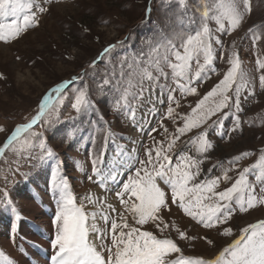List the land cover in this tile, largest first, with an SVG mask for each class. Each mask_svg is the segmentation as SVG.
<instances>
[{"label":"rangeland","instance_id":"374dc122","mask_svg":"<svg viewBox=\"0 0 264 264\" xmlns=\"http://www.w3.org/2000/svg\"><path fill=\"white\" fill-rule=\"evenodd\" d=\"M43 6L49 8V11L40 15L38 27L29 28L10 42L0 41V126L4 129L0 131V146H3L18 125L28 123L37 115L42 98L52 87L71 80L83 70H87L89 74L82 81H75L70 85L63 94L62 104L54 100L52 111L33 125L31 130L23 133L13 147L20 148L25 139L29 146L20 152L9 148L3 157H0V231H2L0 235L7 232L0 238V243L2 239H7L13 249H16L18 244L21 245L20 220L17 221V232L13 235L11 225L14 215L6 204L8 200L15 205L21 219L26 215L24 209L32 207V200L38 204L42 203L39 208L49 219L51 216L50 223L55 238L52 220L57 206L56 195L51 185L54 176L66 177L77 203H83L88 212L96 211L92 204L86 202L87 197L93 195L96 181L100 179L93 173V159L103 152L104 162L108 155L116 157L121 146L125 152L127 146L130 148L137 145L135 151L128 153L135 160H144L146 149L151 148L156 141L167 143L165 128L172 134L175 133L176 127L183 123L182 120H176L174 123L172 119L166 118L169 93L162 92L160 87L145 84L146 90L143 94L138 99L131 100L132 108L135 110L134 117L124 109L115 110L118 92L106 87L101 93L97 87L106 74H111L114 70L119 72L122 58L131 57L141 51L146 52L148 50L146 42L149 40L155 42L161 30L170 35L174 29L177 31L180 29L177 21V14L180 11L177 0H53L52 4ZM198 7L200 11L203 10L201 0H188L189 15L198 18L200 15ZM251 7V13L235 31L230 34L215 33L223 42V49L219 45H214L216 73L196 85L198 95L182 97L179 91L173 93L180 102V107L176 111L180 114L190 113L197 101L223 78V74L230 67L228 57L233 52L238 54L255 94L245 100L244 96L248 95L245 90L241 96L242 111L236 113L240 120L238 129L232 131L234 127L232 116L223 121L222 128L208 129V139L214 147L201 164L202 172L198 180L221 176L224 169L232 168L228 173L231 179L227 182L222 181L218 190L230 187L244 168H250L256 163L261 150H264V89H261L259 84V77L264 74V70H258L256 64L258 57L264 59V0H251ZM210 27L215 29V23L210 22ZM249 29L258 32L260 36L255 43L253 33ZM117 41L125 43L116 48L110 57L97 59L105 47L116 44ZM177 46L179 47V43ZM94 60L97 61L95 69L88 68ZM165 71L169 70L166 68ZM159 83L175 88L171 78L167 81L161 78ZM85 85L97 105L99 115L97 112L88 115L78 114L72 108L74 90ZM100 115L103 116V121L99 119ZM220 115L212 117V120H216ZM105 126L112 133L106 143L103 139L104 134L96 132L97 127ZM200 131H203V128L194 129L182 136L177 142L179 146L175 150L176 154L189 151L183 141ZM93 137L96 139L95 144L92 142ZM41 141L53 150L55 153L53 157L45 155L40 147ZM244 152L250 155L241 158L235 165L230 163L233 157ZM189 154L194 155V149ZM103 162L97 165L100 170ZM175 162L176 156L173 155V163ZM218 162L222 163V168L214 167ZM136 167L140 165L136 163L130 172L134 173ZM130 172L126 171L119 177V184L116 185L118 189L115 188L111 192L113 197L111 202L117 211L121 210V206L116 193ZM247 179L256 185V192L260 194L255 170ZM46 197L49 201L52 198L50 201L52 211L44 202ZM54 204L55 211L52 214ZM40 214L44 217L41 212ZM164 216L166 222L174 223L192 237L189 240H180L175 231L171 233L185 255L210 257L237 238L240 229L264 220V206H257L246 213L237 210L227 224L212 229L204 228L175 206H172L171 212H165ZM33 219L38 221L40 218ZM97 224L101 228L105 226L100 219H97ZM225 227L232 229V236L222 235ZM3 230L6 232L3 233ZM33 233L28 230L23 232L22 241L28 243L33 235L39 237L36 230H33ZM54 238L52 236V239ZM209 239L214 242L212 245L207 243ZM1 246L2 244L0 250ZM49 251L51 255L54 254L52 246ZM22 252L26 253L29 264H37L34 258H44L35 250L37 256L32 255V260L29 252L21 245V251L18 253Z\"/></svg>","mask_w":264,"mask_h":264},{"label":"snow or ice","instance_id":"6c2138e0","mask_svg":"<svg viewBox=\"0 0 264 264\" xmlns=\"http://www.w3.org/2000/svg\"><path fill=\"white\" fill-rule=\"evenodd\" d=\"M52 3L53 0H43V3L41 0H0V41L10 42L29 28L38 27L40 15L49 11L43 5ZM177 3L180 9L177 14L180 29H174L170 35L161 30L155 42H146V52L122 58L119 72L114 70L111 74H106L97 87L101 93L106 87L118 92L115 110L124 109L133 117L135 110L131 100L138 99L143 94L145 84L160 87L162 92L169 93L166 118L172 119L174 123L182 120L183 123L172 134L165 128L167 143L156 141L151 148L146 149L144 160H135L121 146L107 175H103L97 166L103 162V152L93 159V173L102 177L98 181L102 187L109 180L117 182L118 177L126 171L130 172L136 163L140 165L135 168L134 173L130 172L116 193L120 211L103 199H93L91 195L87 200L95 205L96 211H86L83 203H77L67 178L53 177L51 185L56 195L57 207L52 220L55 238L51 241L54 250L51 264H264V220L240 229L237 238L210 257L185 255L171 233L175 231L180 240L192 237L174 223L170 224L165 220L164 213L171 212L172 206H175L204 228L212 229L227 224L237 210L246 213L257 206H264V150H261L256 163L250 168H244L230 187L218 190L222 181L231 179L228 173L232 168L224 169L221 176L198 180L202 172L201 164L214 147L208 139V129L222 128L223 121L229 116L233 117L232 131L238 129L240 120L236 113L242 111L241 96L245 90L248 92L244 96L245 100L255 94L238 54L233 52L228 57L230 67L223 78L197 101L190 113L180 114L176 111L180 102L173 95L177 91L182 97L198 95L196 85L216 73L214 45L223 49V42L215 33L230 34L239 28L252 11L251 0H201L203 10L197 8L200 12L198 18L188 14V0H177ZM150 12L149 7L148 13ZM210 22L215 23V29L210 27ZM249 31L253 33L254 43L260 39L258 32L253 29ZM125 41H117L116 44L105 47L97 59L110 57ZM221 58L223 59V51ZM96 63V60L92 61L88 68L95 69ZM256 64L258 70H264V59L258 57ZM166 68L169 71H165ZM88 74L87 70H83L80 75L50 89L42 98L37 115L28 123L18 125L3 146H0V157L9 148L20 152L29 146L25 139L20 148L13 147L23 133L31 130L33 125L52 111L54 100L62 104L63 94L70 85L75 81H82ZM161 78L165 81L171 78L175 88H170L167 84L161 85ZM259 84L264 89V74L260 75ZM74 92L72 108L78 114L97 112L99 115L86 85ZM217 114L221 115L212 120ZM99 119L103 121V116L100 115ZM201 128L203 131L183 141L189 151L176 154L175 150L179 146L177 142L181 137ZM0 131H4L2 126ZM96 132L104 134L105 143L112 135L106 126L97 127ZM92 142L96 143L95 137ZM40 147L47 157L55 155L44 141H41ZM193 149L195 154H189ZM173 155L176 156L175 163ZM249 155L248 152L241 153L240 156L233 157L230 163L235 165L241 158ZM214 167L222 168L223 165L218 162ZM254 170L260 194L256 192V185L247 179ZM6 204L14 215L11 225V233L14 235L21 216L11 200ZM97 219L104 222V228L98 226ZM222 235L232 236V229L225 227ZM207 243L212 245L214 242L209 239ZM0 264L14 262L0 250Z\"/></svg>","mask_w":264,"mask_h":264},{"label":"bare ground","instance_id":"6f19581e","mask_svg":"<svg viewBox=\"0 0 264 264\" xmlns=\"http://www.w3.org/2000/svg\"><path fill=\"white\" fill-rule=\"evenodd\" d=\"M1 46V45H0ZM130 145V144H129ZM135 148L137 149V145H133L132 147H126L125 152L129 155L128 152H133L135 151ZM113 158H115L114 156H106L101 168V173L103 175H107V171L111 165V163L113 162ZM120 177V176H119ZM119 177H118V181L117 182H112L111 180H109L107 182V184L102 187L100 185V183L98 182L100 179H102V177H99L100 179H98L95 183V187H94V191L92 198L93 199H103L105 200L108 204H113L111 201L112 200V194L111 192L113 191V189L116 188V185L119 184ZM45 199V203L46 205L49 206V209H51L52 211V203L46 198ZM32 200V199H31ZM88 200L86 199V202ZM90 204V203H89ZM39 206L41 207L40 204H38L36 201L32 200V207L30 208H26V210L24 209L26 215L23 217V219H20V228H19V238H20V243L23 246V248L25 250H27L29 252L30 257L32 255L37 256L34 252L35 250L38 251L41 255V258L37 257L34 258V261L37 264H51V254H50V248H51V241L52 239V228H51V223H50V219L49 217H47L39 208ZM92 206H94V208L96 209L95 205L92 204ZM23 211V212H24ZM50 211V212H51ZM40 212L44 215V217H42V215L40 214ZM40 218L38 221H34L33 218ZM23 220L24 223H23ZM44 224V225H43ZM29 231L32 234L33 230H36L39 234V237H35V235H33V238L28 242V243H24L25 241H22V234L25 231ZM2 231H0L1 233ZM6 232L5 230H3V233ZM7 234V232H6ZM5 233L3 235H0V238H2V236L4 237V235H6ZM6 238V237H5ZM2 244V250L5 253V255H7L8 257H10L12 259V261L14 262V264H29V262L26 260V253L22 252L21 254H19L17 252L16 249H13L11 243L9 240L7 239H2V242L0 243ZM52 252V251H51ZM32 259V257H31ZM33 260V259H32ZM32 264V263H31Z\"/></svg>","mask_w":264,"mask_h":264},{"label":"water","instance_id":"95a60500","mask_svg":"<svg viewBox=\"0 0 264 264\" xmlns=\"http://www.w3.org/2000/svg\"><path fill=\"white\" fill-rule=\"evenodd\" d=\"M59 84H60V83H59ZM54 87H55V86H54ZM52 88H53V87H52ZM52 88H51V89H52Z\"/></svg>","mask_w":264,"mask_h":264}]
</instances>
